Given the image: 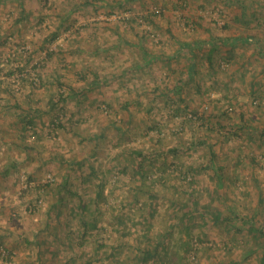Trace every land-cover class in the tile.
Returning <instances> with one entry per match:
<instances>
[{"label":"rangeland","instance_id":"1","mask_svg":"<svg viewBox=\"0 0 264 264\" xmlns=\"http://www.w3.org/2000/svg\"><path fill=\"white\" fill-rule=\"evenodd\" d=\"M179 261L264 264V0H0V264Z\"/></svg>","mask_w":264,"mask_h":264},{"label":"trees","instance_id":"2","mask_svg":"<svg viewBox=\"0 0 264 264\" xmlns=\"http://www.w3.org/2000/svg\"><path fill=\"white\" fill-rule=\"evenodd\" d=\"M54 37H56L55 33H54V35H53V38H54ZM188 215H189V213H188ZM187 217H188V216H187ZM150 252H151V251H150ZM150 252L147 251V252H146L147 254L144 253L143 256H144V257L148 256V255L150 254ZM194 257H195V256L192 255V259H193ZM179 264H183V263H182L181 261H179Z\"/></svg>","mask_w":264,"mask_h":264},{"label":"built area","instance_id":"3","mask_svg":"<svg viewBox=\"0 0 264 264\" xmlns=\"http://www.w3.org/2000/svg\"><path fill=\"white\" fill-rule=\"evenodd\" d=\"M189 116H190V114H189Z\"/></svg>","mask_w":264,"mask_h":264}]
</instances>
